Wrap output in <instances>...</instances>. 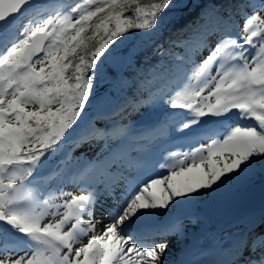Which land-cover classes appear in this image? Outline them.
Instances as JSON below:
<instances>
[{
	"label": "snow or ice",
	"instance_id": "6c2138e0",
	"mask_svg": "<svg viewBox=\"0 0 264 264\" xmlns=\"http://www.w3.org/2000/svg\"><path fill=\"white\" fill-rule=\"evenodd\" d=\"M178 6L189 5L0 0V264H167V238L186 234L184 210L264 177V29L257 27L264 25V0H201L182 30L188 36L172 42L183 54L175 55L170 70L152 66L134 86L121 81L131 92L119 102L110 91L95 92L106 63L125 59L118 40L132 30L156 29L162 14ZM237 15L244 24L234 36ZM199 77L193 91H184ZM162 106L167 119L154 116ZM89 108L96 112L92 118ZM133 113L143 118V131L127 119ZM176 117L182 118L172 131L206 153L199 161H182L177 169L164 158L157 163L141 156L140 148L121 149L167 136ZM101 142L91 158L73 155ZM57 155L58 167L41 177L39 170ZM53 179L55 190L48 187ZM69 184L88 194L59 206L51 202L53 191L71 196L63 191ZM102 197L115 201L105 209L108 219L82 227V217L92 218ZM46 215L60 218L43 223ZM188 221L198 226L200 217ZM242 222L243 234L220 246L211 264H264V211ZM98 223L103 235L76 247ZM207 253L202 247L196 256Z\"/></svg>",
	"mask_w": 264,
	"mask_h": 264
},
{
	"label": "trees",
	"instance_id": "16d2710c",
	"mask_svg": "<svg viewBox=\"0 0 264 264\" xmlns=\"http://www.w3.org/2000/svg\"><path fill=\"white\" fill-rule=\"evenodd\" d=\"M47 2L48 0L44 3ZM153 2H156V0H141L143 5H148ZM200 2L201 0H186V3L189 5L187 8L178 6L174 7L166 16L162 14L157 28L153 29V32L146 37L147 40L140 37L143 31L139 30L130 31V33L126 34L127 39L121 37L118 43L130 39V41L126 43V46H124L125 48H119L122 57H129L127 62L121 67L123 70L120 75L113 69L114 67L110 66L111 63H106L105 77L95 82L96 87H107V84H109L107 83V79L111 81V78H113V80L116 81L113 82L112 86H109L107 91H110L119 102L125 94H130L131 92V89H127V92L121 89V81H125L128 85L134 86L135 83H139L141 78L149 75L152 66H158L156 69L157 72L170 70L175 62V55L183 54V49L176 47L172 42L184 39L188 36V33L182 30L186 24L195 18V14L198 11L196 5ZM234 2H237V0H234ZM52 3L54 5L69 4L63 0H52ZM50 11L53 15L56 14L54 9H50ZM126 14L132 15V13ZM243 24L244 19L237 15L233 21L234 26L232 27L231 34L238 36L243 28ZM144 40L146 41L144 42ZM94 42L95 41H93V43ZM133 47L138 48L136 49ZM162 52L168 54L161 56L160 53ZM161 61H163L162 66H160ZM140 111L142 113L144 109ZM139 114L140 113H133L127 119L132 121L138 131H143V118H140ZM95 115L96 112L94 111L91 116L88 115V118H92ZM161 117L167 119L166 113L156 118ZM102 123V121L97 122L98 126ZM170 133L173 134L171 127H169L167 136H169ZM167 136L162 138L163 141L169 140ZM101 144L102 142L94 143L92 146L85 144L73 152V155L75 156L80 152H84L86 155L91 154L94 156L96 152L100 150ZM133 144L135 143L130 142L121 145V149L130 152ZM69 147H71V145H69ZM61 155H58V161L61 159ZM54 166L58 167V164L48 166L45 172L40 174L41 177L51 175ZM54 180L48 183L49 189L54 188L56 184V180ZM261 211H264V177L257 175L252 180L238 186L215 202L204 201L199 204V206L195 205L193 215H199L200 223L199 226H193L190 223V230L192 231L194 227H196V229L192 231L191 234H187V243L191 244L194 241L192 245H197L199 247L217 246V248L229 242L231 243V241L234 240L235 234H243L245 225L242 221L252 214H259ZM231 222L234 223L235 229L225 227ZM221 241L222 243L219 245Z\"/></svg>",
	"mask_w": 264,
	"mask_h": 264
},
{
	"label": "rangeland",
	"instance_id": "374dc122",
	"mask_svg": "<svg viewBox=\"0 0 264 264\" xmlns=\"http://www.w3.org/2000/svg\"><path fill=\"white\" fill-rule=\"evenodd\" d=\"M40 1H43V2H46L47 0H39ZM64 2H68L69 4L72 3V0H63ZM184 3H186V0H183ZM127 15V14H126ZM257 27H259L260 29H264V25H261L259 24V22H257ZM243 29V28H242ZM141 31V30H139ZM242 31V30H241ZM240 31V32H241ZM153 32V29L150 30V31H143L141 34H140V37H143L142 39H146V37H148L151 33ZM239 36V35H238ZM139 40V39H138ZM144 40V42L146 41ZM130 41V39L128 40H124L123 43H122V46L120 48H123L124 46H126V43H128ZM136 44V43H135ZM125 48V47H124ZM133 48H138V47H133ZM135 51V49H134ZM124 61H122L121 63L119 64H113L111 63L110 66L114 67L113 69L116 70L119 75L120 73L122 72L123 68H121L128 60V56H124ZM37 67H40V65H37ZM121 68V69H120ZM213 73L215 72V68H213ZM118 78V77H117ZM203 80V77H199L198 79L194 78L191 82H190V85H185V89L184 91H187V92H191L193 91L199 84H200V81ZM116 81V80H113V78H111V81L110 79H107V84L108 86L107 87H95V92L99 95H104L105 92H107L109 86H112L113 82ZM177 94H180V93H177ZM203 95H208V91L207 89H205ZM174 98V97H173ZM166 108V106H162L159 111L157 113L154 114L155 117L157 116H161V114H165V111L164 109ZM29 109L32 110L33 109V106H29ZM176 111H181V110H176ZM92 113H94V110L92 108H89L88 109V115L91 116ZM140 115V114H139ZM88 116V117H89ZM140 118H142L141 116H139ZM176 118H179L177 119L176 121L173 122V126H175L176 123H179L180 122V119L182 117H176ZM176 136V137H175ZM175 137V142H162V141H158V140H155L154 143L157 144L158 142V145H155V150L152 151L150 154H152L151 158H153L154 156L156 155H159L160 156V160L159 162H161V159L164 158L167 160V163H168V166H172V167H176L177 169L179 168V166L181 165V162L183 161V163L185 165H187L188 163H190L191 160L195 159L197 161H199V159L201 158V155H206V153H196V150H195V147L193 148L192 146H189L187 144V142L182 139V138H179L180 136L175 133L174 135ZM201 146L202 147H207V144H208V141H201L200 142ZM153 145L152 141L150 142V147L149 148H152L151 146ZM147 152H149V150H147ZM144 153V151H140V155L142 156V154ZM89 158L92 157V155H87ZM58 155L56 157H54L48 164V166H52V165H56L57 162H58ZM178 159H181V161L179 163H176L178 162ZM155 161V160H154ZM156 162V161H155ZM157 162V163H159ZM44 167L42 169L39 170L40 174L41 173H44L45 170L47 169V167ZM168 166H166L164 169H162L163 171L167 172L168 171ZM128 178L130 180L132 179H135L137 177V173H128ZM140 178H143V176H141ZM54 180V179H53ZM55 181V180H54ZM50 182V181H49ZM53 182V181H52ZM57 187V181H56V184L54 185V188L52 190H55ZM63 191L65 193H71V196L69 195H64V196H60L59 192L58 191H53V196H52V201L51 202H54L56 205H61L63 203V201H67V200H70L72 198V196H80V195H87L88 193L86 191H83L81 189H78L77 187H74L72 185H67L64 187ZM121 190L120 189H117L116 190V194L117 196L119 195V192ZM115 203V201H113L112 198L110 197H102V206L100 204H98L94 210V216L92 218L88 217L87 215L83 216L82 217V220L84 221V223L81 225L82 227H87L88 226V222L91 220L92 223H96V221H106L108 219L107 215H106V211L105 209L109 208L110 206H112L113 204ZM208 204V203H206ZM211 204V203H210ZM195 209V205L192 206L191 208L189 209H186L190 212H193V210ZM65 211V209L61 208V212ZM60 217L59 216H56L55 218H53V216L51 215H46L44 220L42 221L43 223H54L56 220H58ZM70 226V225H69ZM199 226V225H198ZM228 227L230 229H235L234 227V223H229ZM190 228V227H189ZM196 229V227H194L192 229V231H194ZM67 227L65 228V231H67ZM186 231H189V229H186ZM191 231V232H192ZM103 232H104V228H103V225L101 223H98L96 225V228H95V231L94 232H89L88 235L86 236H83L81 238V241L79 244L75 245L76 247H79L81 246L82 244H86L88 242V240L91 238L92 235H98V236H101L103 235ZM222 241L219 242V245H221ZM175 245V244H174ZM218 245V244H217ZM228 245V244H227ZM225 245V246H227ZM173 247V244L169 243V252L167 253V260L170 259V257L173 256V253L171 251V248ZM179 247V245H178ZM217 247V246H216ZM23 253H21L22 255ZM214 256V255H212ZM213 258L211 257V260Z\"/></svg>",
	"mask_w": 264,
	"mask_h": 264
},
{
	"label": "bare ground",
	"instance_id": "6f19581e",
	"mask_svg": "<svg viewBox=\"0 0 264 264\" xmlns=\"http://www.w3.org/2000/svg\"><path fill=\"white\" fill-rule=\"evenodd\" d=\"M159 160H160V156L159 155H156L155 161L156 162H159ZM180 161H181V159H178V162H176V163H179ZM174 241H175V239H171V240L168 241V243H174ZM175 245H176L175 246V249H176L177 244H175ZM172 251H174V250H172Z\"/></svg>",
	"mask_w": 264,
	"mask_h": 264
},
{
	"label": "water",
	"instance_id": "95a60500",
	"mask_svg": "<svg viewBox=\"0 0 264 264\" xmlns=\"http://www.w3.org/2000/svg\"><path fill=\"white\" fill-rule=\"evenodd\" d=\"M41 55H43V54H41Z\"/></svg>",
	"mask_w": 264,
	"mask_h": 264
}]
</instances>
